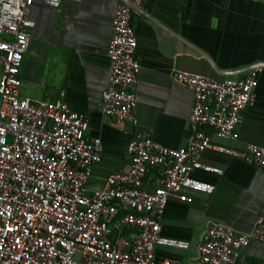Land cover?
Returning <instances> with one entry per match:
<instances>
[{
  "label": "built area",
  "instance_id": "obj_1",
  "mask_svg": "<svg viewBox=\"0 0 264 264\" xmlns=\"http://www.w3.org/2000/svg\"><path fill=\"white\" fill-rule=\"evenodd\" d=\"M35 1L62 0H0V264H177L155 256L156 245L188 247L162 237L160 219L169 198L191 203L193 194L213 192L211 184L192 176L195 170L220 173L201 163L202 154L217 150L264 170V144L234 151L213 146L206 132L237 139L242 114L255 102L261 69L241 80L176 71L175 80L193 95L188 145L170 149L138 131L126 146L128 169L109 175L101 190L88 194L102 145L86 138V118L61 98L34 101L20 95L19 69L35 27ZM148 1L119 0L113 14L107 84L98 108L118 126L138 124L140 64L131 20L138 14L133 7ZM151 169L158 181L148 191L144 180ZM252 240L264 243V210L249 234L210 225L193 264H250L241 253Z\"/></svg>",
  "mask_w": 264,
  "mask_h": 264
},
{
  "label": "crops",
  "instance_id": "obj_2",
  "mask_svg": "<svg viewBox=\"0 0 264 264\" xmlns=\"http://www.w3.org/2000/svg\"><path fill=\"white\" fill-rule=\"evenodd\" d=\"M118 2L35 1L32 6L35 27L19 69L22 97L34 101L61 98L72 111L86 118V138L100 140L102 154L100 161L92 166L88 194L101 190L109 175L128 169L126 146L138 131H147L153 141L170 149L188 145L192 136L193 95L175 80L174 73L223 77L184 41L205 52L224 72L264 63V0H149L138 7L140 12L131 20L140 64L135 90L138 124L118 126L98 108L107 84L106 49ZM48 48L52 55L50 64L54 67L47 70L54 69V89L48 84L40 88L33 70L38 54L48 53ZM249 73L226 78L241 80ZM47 78L46 83L49 75ZM256 79L255 102L242 114L237 139L221 138L207 129L213 146L241 151L247 144H264V68L256 73ZM201 163L220 171L192 173L195 179L211 184L213 192L195 193L191 203L169 198L160 219V235L184 241L188 247L156 245L157 259L193 264L197 247L210 225L222 224L249 234L264 210V170L217 150H206ZM157 181V171L149 170L145 189L152 191ZM114 224L119 227L117 221ZM111 229L116 230L113 225ZM119 230L127 236L126 229ZM241 254L242 260L250 264L264 261V243L252 240Z\"/></svg>",
  "mask_w": 264,
  "mask_h": 264
},
{
  "label": "rangeland",
  "instance_id": "obj_3",
  "mask_svg": "<svg viewBox=\"0 0 264 264\" xmlns=\"http://www.w3.org/2000/svg\"><path fill=\"white\" fill-rule=\"evenodd\" d=\"M42 50H46V49H42ZM48 53H40L38 54L35 63L33 65L35 70V78L40 81L39 83V87L43 88L45 87L47 84V86H49V88H53L54 89V69L52 71L47 70V68L50 66L54 67V64H50V59H51V53H50V48H48ZM43 52V51H42ZM48 75H49V81L46 83V80H48ZM39 89V88H38ZM53 89H51V91H53ZM41 90V89H39Z\"/></svg>",
  "mask_w": 264,
  "mask_h": 264
},
{
  "label": "water",
  "instance_id": "obj_4",
  "mask_svg": "<svg viewBox=\"0 0 264 264\" xmlns=\"http://www.w3.org/2000/svg\"><path fill=\"white\" fill-rule=\"evenodd\" d=\"M133 8L140 12V9L138 7H133ZM184 42L186 43V45L190 49H192L196 54H198L202 59H204L218 76L223 77L221 79H225L226 77H229V76H232L234 74L241 73V72H249V71H253L257 68H260V69L264 68V63H255V64L248 65L246 67H243L237 71L224 72V71H221L217 66L214 65L213 61L210 59V57L205 52L201 51L200 49L196 48L195 46H193L192 44H190L186 41H184Z\"/></svg>",
  "mask_w": 264,
  "mask_h": 264
}]
</instances>
